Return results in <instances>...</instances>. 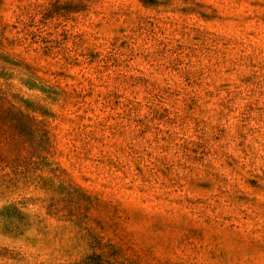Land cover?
I'll return each instance as SVG.
<instances>
[{
    "label": "rangeland",
    "instance_id": "1",
    "mask_svg": "<svg viewBox=\"0 0 264 264\" xmlns=\"http://www.w3.org/2000/svg\"><path fill=\"white\" fill-rule=\"evenodd\" d=\"M0 264H264V0H0Z\"/></svg>",
    "mask_w": 264,
    "mask_h": 264
}]
</instances>
